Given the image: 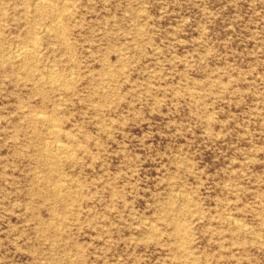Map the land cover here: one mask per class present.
<instances>
[{
    "label": "rangeland",
    "instance_id": "374dc122",
    "mask_svg": "<svg viewBox=\"0 0 264 264\" xmlns=\"http://www.w3.org/2000/svg\"><path fill=\"white\" fill-rule=\"evenodd\" d=\"M0 264H264V0H0Z\"/></svg>",
    "mask_w": 264,
    "mask_h": 264
}]
</instances>
